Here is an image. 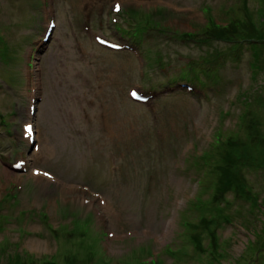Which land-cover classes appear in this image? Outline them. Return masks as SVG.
<instances>
[{"label":"rangeland","instance_id":"1","mask_svg":"<svg viewBox=\"0 0 264 264\" xmlns=\"http://www.w3.org/2000/svg\"><path fill=\"white\" fill-rule=\"evenodd\" d=\"M223 148L259 196L214 211ZM17 252L264 264V0H0V261Z\"/></svg>","mask_w":264,"mask_h":264},{"label":"trees","instance_id":"2","mask_svg":"<svg viewBox=\"0 0 264 264\" xmlns=\"http://www.w3.org/2000/svg\"><path fill=\"white\" fill-rule=\"evenodd\" d=\"M218 27L220 26L214 24L213 29L217 30L219 29ZM211 151L214 152V155L209 154L210 166H208V173H206V176L210 178L207 179L209 182L206 183V186L210 188V192L212 193L211 195L208 193V198H210V201L212 202L211 206L214 207V211L217 207L223 206L221 205V202H231L234 198H240L245 201L251 199L252 202L257 201L259 195L253 189V186L249 184L250 182L245 180V177H248L247 172L239 166L236 160L237 158L230 154L229 150L226 148L212 149ZM217 163H222L223 165H217ZM229 194H232L233 197L229 198ZM224 220L230 222L231 219L224 218ZM208 233L209 241L204 242L200 237V232L197 230L194 231L193 239L196 241V244L193 248H196L199 252H201L202 248H206L208 245L210 249L217 247L215 241L217 236L216 233L214 230H210ZM220 252L216 253L217 257L221 255ZM4 259L5 260L0 261V264H59L51 258L46 259L43 263H39L41 258H33L29 255L20 254L18 252L15 254H9ZM154 259L155 258H151V260H147V262H154Z\"/></svg>","mask_w":264,"mask_h":264},{"label":"bare ground","instance_id":"3","mask_svg":"<svg viewBox=\"0 0 264 264\" xmlns=\"http://www.w3.org/2000/svg\"><path fill=\"white\" fill-rule=\"evenodd\" d=\"M37 155H38V157H39L40 153H38Z\"/></svg>","mask_w":264,"mask_h":264},{"label":"snow or ice","instance_id":"4","mask_svg":"<svg viewBox=\"0 0 264 264\" xmlns=\"http://www.w3.org/2000/svg\"><path fill=\"white\" fill-rule=\"evenodd\" d=\"M133 95H135V93H133Z\"/></svg>","mask_w":264,"mask_h":264}]
</instances>
